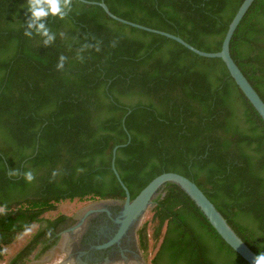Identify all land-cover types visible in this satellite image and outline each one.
<instances>
[{"label": "trees", "instance_id": "obj_1", "mask_svg": "<svg viewBox=\"0 0 264 264\" xmlns=\"http://www.w3.org/2000/svg\"><path fill=\"white\" fill-rule=\"evenodd\" d=\"M102 1L121 19L213 53L243 0ZM70 3L64 19L48 17L56 38L44 45L24 35L27 0H0V260L32 225L8 264L51 250L74 223L45 217L62 201L123 203L110 165L117 145L125 146L114 167L131 200L160 174H180L252 252L264 250V122L224 63L97 5ZM229 51L264 102V0L251 4ZM150 209L136 231L144 253L151 226L150 264H247L175 184L165 183Z\"/></svg>", "mask_w": 264, "mask_h": 264}, {"label": "water", "instance_id": "obj_2", "mask_svg": "<svg viewBox=\"0 0 264 264\" xmlns=\"http://www.w3.org/2000/svg\"><path fill=\"white\" fill-rule=\"evenodd\" d=\"M82 3L97 5L99 6L104 13L111 18L112 20L119 22L121 24L137 28L149 33L157 34L163 36L167 39L173 40L178 44L182 45L184 48L189 50L190 52L204 58H218L220 59L230 77L233 79L234 83L238 87V89L242 92L244 97L250 103V105L257 112L259 117L264 122V102L253 89L251 84L239 70L233 59L231 58L229 51V43L232 38L234 31L236 30L238 24L242 20L243 16L254 2V0H243L239 8L237 9L234 17L227 27V31L224 35V38L221 43L220 50L218 52L208 53L200 51L181 38L171 35L169 33L151 29L148 27H144L127 20L121 19L115 15H113L107 8V6L103 3V1L99 2H89L85 0H79ZM129 114V112H128ZM124 119H122V126H124ZM128 141L126 144L129 143ZM125 145H117L112 149L111 152V170L123 189L125 193V199L121 205V210L118 218L115 220L118 228L113 235V237L106 243L98 246H93L92 243H88L87 245H82L81 239H78L77 245L68 253L59 254L51 264H85L88 262V258H91L89 255L96 247L97 250L106 249L111 247L114 244L119 243V240L123 235L126 234V231L129 230V234L127 235L129 241L126 239L121 241L120 247L123 248L121 253L119 252H111L104 260H96L95 262H89V264H139L138 253L134 251V241L137 240L136 231L132 230L135 223H138L140 218L143 216L145 211L149 209L153 204V199L156 197L157 193L160 191L162 186L165 183H172L179 187L195 204V206L200 210V212L204 215L208 223L215 230V232L221 237V239L238 255L240 256L247 264H253L256 254L252 252L244 242L235 234V232L231 229V227L227 224L222 215L216 210L213 204L208 200V198L203 194V192L189 179L186 177L173 173L167 172L162 173L159 176L152 179L132 200L130 199L129 192L127 188L124 186L122 181L119 178V175L114 167L115 155L116 151L119 147H123ZM88 200L78 201L76 200L74 204L69 208V210L64 214L68 217H73L75 219V226L67 229L63 234L60 235V238L57 244L44 255L36 258V253H34L25 263L23 264H31L33 260L40 259L46 256L53 255L54 252L59 249L65 242L69 239L75 238L77 233L79 232L82 224L84 222L85 216L104 208V206L90 205V208H87V214L81 210L80 204L86 203ZM149 234V246L146 255V264H150V260L154 253L152 248V241L150 240L151 236V226L148 229ZM13 253L3 252V258L0 260V264H8L9 260L14 256Z\"/></svg>", "mask_w": 264, "mask_h": 264}, {"label": "clouds", "instance_id": "obj_3", "mask_svg": "<svg viewBox=\"0 0 264 264\" xmlns=\"http://www.w3.org/2000/svg\"><path fill=\"white\" fill-rule=\"evenodd\" d=\"M71 8L70 0H27V20L25 22L26 37H31L33 34L38 35L44 45H49L55 40V34L50 31L47 26L48 17H57L64 19ZM64 57H60V62L57 68H63ZM19 175V173H13ZM23 179L25 182H32L34 175L31 170L23 172ZM258 247V246H257ZM253 264H264V250L258 247L257 255L255 256Z\"/></svg>", "mask_w": 264, "mask_h": 264}, {"label": "rangeland", "instance_id": "obj_4", "mask_svg": "<svg viewBox=\"0 0 264 264\" xmlns=\"http://www.w3.org/2000/svg\"><path fill=\"white\" fill-rule=\"evenodd\" d=\"M75 201L76 200H73V201L65 200V201L58 203L56 206V210L45 214V217L54 218L57 215H64L69 210V208L74 204ZM109 203H113V201L88 200L86 203L80 204V206H81V210L87 214V208H90V205L104 206L105 204L107 205ZM150 208L147 209V211H145L143 216L140 218L139 222L135 223L131 231L137 230L141 225L149 222L151 218ZM94 212L85 216L82 227L80 228L75 238L69 239L67 242H65L59 249H57L54 252L53 255L33 260L31 264H51L53 260L59 256V254L70 252L77 245L78 239H81L83 237L85 233L86 224L88 223V219H90L91 217L95 215ZM36 228H37L36 225H32V227L28 231L22 233L19 237H17L12 244L4 247L3 252L16 254L30 239L32 234L35 232ZM137 244H138L137 240L134 241V251H137L138 253L139 264H146L145 252L143 253L142 251H140Z\"/></svg>", "mask_w": 264, "mask_h": 264}, {"label": "flooded vegetation", "instance_id": "obj_5", "mask_svg": "<svg viewBox=\"0 0 264 264\" xmlns=\"http://www.w3.org/2000/svg\"><path fill=\"white\" fill-rule=\"evenodd\" d=\"M104 201H113V203L105 204L104 208L100 210H96L94 213L95 215L88 219V223L86 224L85 233L83 237L81 238L82 245H87L88 243H92L93 246L95 245H102L106 242H108L113 235L115 234L118 225L116 224L115 220L118 218L121 210L122 203L114 200H104ZM74 220V223L70 225L69 227L61 230L59 234H63L67 229L75 226L77 221L75 222V219L73 217H70ZM129 228L126 231V234L122 236V238L119 240V243L112 245L111 247H108L106 249L97 250L95 249L89 254L91 258H88V262L85 264H89V262H95L96 260H104L109 253L111 252H119L121 253L123 251V248L120 247L121 241L126 239L129 241L127 235L129 234Z\"/></svg>", "mask_w": 264, "mask_h": 264}]
</instances>
